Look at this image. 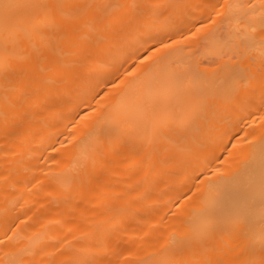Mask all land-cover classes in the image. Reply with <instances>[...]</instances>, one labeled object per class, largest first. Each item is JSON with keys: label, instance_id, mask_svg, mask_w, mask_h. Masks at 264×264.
I'll return each instance as SVG.
<instances>
[{"label": "bare ground", "instance_id": "obj_1", "mask_svg": "<svg viewBox=\"0 0 264 264\" xmlns=\"http://www.w3.org/2000/svg\"><path fill=\"white\" fill-rule=\"evenodd\" d=\"M0 264H264V0H0Z\"/></svg>", "mask_w": 264, "mask_h": 264}]
</instances>
